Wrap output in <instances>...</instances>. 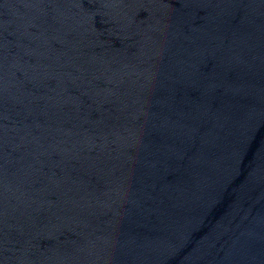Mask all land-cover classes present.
Listing matches in <instances>:
<instances>
[{
  "label": "water",
  "instance_id": "water-1",
  "mask_svg": "<svg viewBox=\"0 0 264 264\" xmlns=\"http://www.w3.org/2000/svg\"><path fill=\"white\" fill-rule=\"evenodd\" d=\"M0 264H264V0H0Z\"/></svg>",
  "mask_w": 264,
  "mask_h": 264
}]
</instances>
